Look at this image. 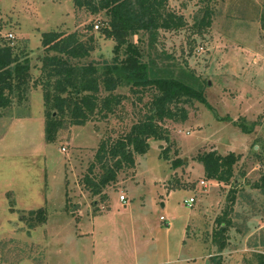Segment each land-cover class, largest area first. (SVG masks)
<instances>
[{
    "label": "rangeland",
    "instance_id": "374dc122",
    "mask_svg": "<svg viewBox=\"0 0 264 264\" xmlns=\"http://www.w3.org/2000/svg\"><path fill=\"white\" fill-rule=\"evenodd\" d=\"M168 7L183 14L187 24L160 31L165 57L158 58L146 38L141 41L144 59L155 58L175 75L193 73L206 101L187 99L182 104L187 120L164 122L170 142L151 139L150 150L137 155L136 167L124 169L105 189L106 199L93 196L82 179L101 140L129 130L147 110L154 90L119 88L128 97L116 114L62 129L54 141L47 139L40 86L0 117V244L8 264H215V258L222 264H256L255 254L264 252V192L257 187L264 174V0H169ZM206 8L212 24L198 28L194 19ZM104 16L76 7L73 0H0V30L5 38L12 33L13 44L28 53L34 79L40 75L47 31L87 35L86 26L94 24L96 48L88 61H111L115 42L101 34ZM241 122L253 126L251 132H244ZM213 149L240 156L232 183L205 177L197 156ZM164 154L169 158L159 157ZM177 158L184 160L179 166ZM233 190L236 201L230 209ZM191 197L196 200L188 206ZM111 206L116 213L107 219ZM40 208L45 221V215L29 214ZM227 210L233 225L221 249L213 233ZM94 217L101 218L93 224ZM9 219L12 230L6 237L2 229L4 223L11 227ZM187 224L183 244L180 235ZM93 227L95 239L88 233ZM73 232L89 237L73 241Z\"/></svg>",
    "mask_w": 264,
    "mask_h": 264
},
{
    "label": "trees",
    "instance_id": "16d2710c",
    "mask_svg": "<svg viewBox=\"0 0 264 264\" xmlns=\"http://www.w3.org/2000/svg\"><path fill=\"white\" fill-rule=\"evenodd\" d=\"M73 2L76 7L86 8L94 14L104 12L101 34L115 42L112 60H106L103 64L96 60L88 61L96 48L94 24L86 26L87 35L81 31H47L42 34L44 54L41 57L40 75L34 79L28 53L13 44L12 38H5L0 32V117L14 103L21 105L28 101L30 89L40 86L45 105L47 139L54 141L62 129L83 126L93 120L109 119L116 114L128 97L118 93L119 88L127 87L132 93L154 90L147 110L129 130L117 138L101 140L95 161L82 179L93 196L106 199L105 189L117 183L124 169L136 167L137 155L150 150L151 139L170 142V131L164 122L168 119L187 120L188 111L182 106L187 99L206 100L202 83L193 73L180 72L175 75L173 68L159 66L155 58L149 61L144 59L141 41L146 38L147 45L153 48L156 56L165 57L167 53L159 41L160 31L179 30L187 24L183 14L168 7L169 0ZM261 19L264 23V12ZM194 20L198 28L209 27L212 24L211 9L206 8L203 16H196ZM139 99L143 100V94ZM240 125L244 132H251L253 127L246 122ZM161 157L169 158L168 154ZM197 159L203 163L208 180L230 184L235 177V166L240 156L235 152L222 155L213 149L201 151ZM183 162L182 158H177L174 165L179 166ZM97 168L98 173L95 171ZM257 187L264 192V174ZM230 200L232 209L236 190H233ZM229 211L217 219L220 228L213 233V242L221 249L226 248L225 233L233 225ZM29 214L31 218L37 215L44 218L45 215L44 221L47 219L42 208L31 210ZM37 225L32 224L35 227ZM255 255L256 264H264V252ZM214 261L215 264H222L219 258Z\"/></svg>",
    "mask_w": 264,
    "mask_h": 264
},
{
    "label": "crops",
    "instance_id": "0c3cea01",
    "mask_svg": "<svg viewBox=\"0 0 264 264\" xmlns=\"http://www.w3.org/2000/svg\"><path fill=\"white\" fill-rule=\"evenodd\" d=\"M159 157H161V156H159ZM162 158V157H161ZM163 159V158H162ZM171 192H174L173 191V189H171L170 191H169V194L171 193ZM3 205H6L5 203H3ZM107 214V216H106V218L107 219H109V217H112V215H114L116 212H115V209H112V206H111V208H110V210H108L107 212H106ZM109 215V216H108ZM105 216H104V218H105ZM101 217H94V219H92V223L94 224L96 221H97V219H100ZM102 220V219H101ZM4 223V222H3ZM9 223H10V226L11 227H7L6 226V223H4L5 225H4V227H3V229H2V232L4 233V235H8V236H6V237H9V236H11V230H12V222H11V219H9ZM188 225L189 224H187V225H185L186 226V230H182V233H181V235H180V241H182L183 242V244H185L186 243V241H187V239H186V237H187V235H188ZM167 226H168V229H169V227H170V223H167ZM69 230L71 231V230H73V228L71 227H69ZM88 233H91V238H94L95 239V236H96V234H98V229H95V227H93V229L92 228H89L88 229ZM72 234H74L73 236H72ZM72 234H70L72 237H70V239L71 240H73V241H76V240H74V238L75 239H78V240H83V239H85L86 237H89V236H84V237H78L77 235H75V233L73 232ZM4 235H2V236H4ZM93 241H95V240H93ZM206 258V257H205ZM205 258H204V260H205ZM195 261H196V259H195ZM208 261V260H207ZM8 261H7V259H4V254L2 253V244H0V264H8L7 263ZM54 262H56V261H54ZM18 264H24V260L23 261H21V262H19ZM31 264H33V263H31Z\"/></svg>",
    "mask_w": 264,
    "mask_h": 264
},
{
    "label": "built area",
    "instance_id": "2783aa9c",
    "mask_svg": "<svg viewBox=\"0 0 264 264\" xmlns=\"http://www.w3.org/2000/svg\"><path fill=\"white\" fill-rule=\"evenodd\" d=\"M96 27H99L98 24H96ZM0 32L2 33V31L0 30ZM7 37V36H6ZM14 35L12 33H9L8 34V38H12L13 39ZM63 151H66V147H63L62 148ZM203 184H206L205 181L202 182ZM120 200L123 202V203H126L128 200H127V196L125 194H121L120 195ZM195 197H191L189 200H186L185 203L188 205V206H191L194 202H195ZM163 218V217H162Z\"/></svg>",
    "mask_w": 264,
    "mask_h": 264
}]
</instances>
